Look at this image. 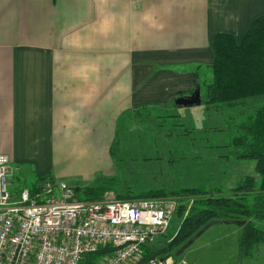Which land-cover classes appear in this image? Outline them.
<instances>
[{
    "label": "crops",
    "instance_id": "1",
    "mask_svg": "<svg viewBox=\"0 0 264 264\" xmlns=\"http://www.w3.org/2000/svg\"><path fill=\"white\" fill-rule=\"evenodd\" d=\"M263 15L264 0H0V154L70 179L63 166L109 156L142 113L179 121L216 35L241 41Z\"/></svg>",
    "mask_w": 264,
    "mask_h": 264
},
{
    "label": "rangeland",
    "instance_id": "2",
    "mask_svg": "<svg viewBox=\"0 0 264 264\" xmlns=\"http://www.w3.org/2000/svg\"><path fill=\"white\" fill-rule=\"evenodd\" d=\"M200 79L204 98L205 76ZM261 105H264V96L219 109L206 103L195 108L174 107L175 111L179 110V121L166 115L152 121L142 113L140 118H135L134 132H123V135H131L126 137L127 141L120 135L109 156L83 157L80 164L63 166L62 173L71 175L70 179L53 174L47 180H39L29 169L17 172L13 165V175L9 177L10 191L13 194H20L23 189L35 191L46 181L55 185L65 181L74 189L106 185L114 190L107 194L116 196L117 192L127 190L138 193L199 186L229 190L247 176L257 177L255 162L226 158L229 151L225 146L229 136L218 130L226 127L230 117H246ZM131 124L132 120H124L125 127ZM156 154L166 158L155 159ZM179 198L181 202L182 197ZM181 222L178 213L174 215L168 231L157 240V248L165 247L174 238ZM241 234L242 227L236 222H215L181 243L168 257L160 258L168 264H264V244L256 248L252 258L241 256Z\"/></svg>",
    "mask_w": 264,
    "mask_h": 264
},
{
    "label": "built area",
    "instance_id": "3",
    "mask_svg": "<svg viewBox=\"0 0 264 264\" xmlns=\"http://www.w3.org/2000/svg\"><path fill=\"white\" fill-rule=\"evenodd\" d=\"M12 175L10 158L0 154V264H83L101 248L108 254L96 264H168L144 261L145 251L170 228L179 197L87 200L51 181L13 194Z\"/></svg>",
    "mask_w": 264,
    "mask_h": 264
},
{
    "label": "trees",
    "instance_id": "4",
    "mask_svg": "<svg viewBox=\"0 0 264 264\" xmlns=\"http://www.w3.org/2000/svg\"><path fill=\"white\" fill-rule=\"evenodd\" d=\"M211 48L215 61L206 66L211 79L205 83L203 103L218 108L248 103L264 96V15L252 23L241 41L231 34L220 33L214 38ZM218 131L229 136L225 146L229 151L226 158L253 160L257 177L247 176L229 190L199 186L138 193L116 191L117 198L121 200L182 197L178 210L182 222L178 232L165 247L146 249L144 261L168 257L181 243L215 222H236L242 226L239 250L244 258H252L256 248L264 244V105L246 117H230L226 127ZM47 179L39 177V180ZM75 190L87 200H98L114 191L106 185ZM107 254L108 250L101 248L86 255L83 264H96Z\"/></svg>",
    "mask_w": 264,
    "mask_h": 264
},
{
    "label": "water",
    "instance_id": "5",
    "mask_svg": "<svg viewBox=\"0 0 264 264\" xmlns=\"http://www.w3.org/2000/svg\"><path fill=\"white\" fill-rule=\"evenodd\" d=\"M174 103L175 105L182 108H195L201 106L203 103V98L199 83L191 95L177 98L175 99Z\"/></svg>",
    "mask_w": 264,
    "mask_h": 264
}]
</instances>
